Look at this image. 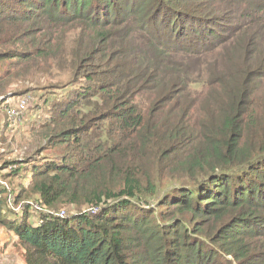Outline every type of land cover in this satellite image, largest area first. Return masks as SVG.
Returning a JSON list of instances; mask_svg holds the SVG:
<instances>
[{"label":"trees","instance_id":"obj_1","mask_svg":"<svg viewBox=\"0 0 264 264\" xmlns=\"http://www.w3.org/2000/svg\"><path fill=\"white\" fill-rule=\"evenodd\" d=\"M263 13L264 0H0V97L43 74L77 88L31 128L29 181L0 184L25 264H264V92L246 68L259 33L217 97L187 96L191 65ZM8 195L42 210L16 213Z\"/></svg>","mask_w":264,"mask_h":264},{"label":"rangeland","instance_id":"obj_2","mask_svg":"<svg viewBox=\"0 0 264 264\" xmlns=\"http://www.w3.org/2000/svg\"><path fill=\"white\" fill-rule=\"evenodd\" d=\"M249 21L250 22L248 23H245L246 21H242L238 24V26L243 25L240 31L245 34L239 35V37L234 36L237 38L227 42V44L232 46L228 48L222 47L219 49L221 51H215L211 55L199 57L197 63L191 65L188 75H196L200 83L198 84V87L191 86L187 96L192 95L194 92L202 93V91H205V93H210L213 97H217L215 93L218 92L219 89L212 86L214 85L213 81H215L218 77H221L224 80L227 79L231 82L232 79L237 77L236 73L242 68L241 66H243L242 61L244 60V53L242 46L243 43L246 42L244 41V37L247 35V40L250 35H258V33L259 36L255 39L258 40L260 37V43L253 52L254 54L251 59L247 62L246 68L251 67V73H253V75L256 72L259 74L257 80L254 82V88L259 94L264 92V13L249 18ZM238 45L241 46V49L236 51V47ZM241 53L242 55L239 56ZM184 62L187 64L189 61L185 59ZM256 66H263V69L258 72L257 70L259 69L256 68ZM192 71L194 74H192ZM55 80L56 78H50L48 74L39 75L33 80L28 79V82L25 83L27 85L25 86L28 89L27 91L19 93L20 88L24 89L25 87L18 86L17 83H15L7 88L8 91L12 92H8L7 96H4V98H2L3 95L0 97V164H2L3 168V173L0 172V177L1 174L4 173H8L7 175L11 176L10 180L7 179L9 187L17 188V185H20V180L29 181L30 179V173L25 170L24 164H20V161H22L21 158L29 152L27 150L28 148L30 149L33 139L36 138L32 134L31 128L37 126L40 122L47 119L51 115V106L53 101L70 97L73 93L72 91L74 89L77 90L75 85L71 84H66L65 86L59 88L50 87L49 83H52ZM23 95H27L29 100L31 95L33 99L31 101L28 100L29 102L22 119L19 121L8 120L5 114L6 107L9 104H15L17 98ZM194 109V115L199 124L204 121H207L208 123V119L210 117H214L212 114L207 116L205 113L209 110V104H204L201 108L194 106ZM61 151L62 149L60 148H56L53 151L45 150L42 156L52 158V156H55L56 154L59 155ZM13 162H16V164ZM41 162L42 160L38 161V165H40ZM30 166L31 164H28L29 168ZM2 195L4 197V193ZM30 199L33 200L34 197L25 198V200ZM68 207H70L72 211L78 209L73 205H62L60 209L66 212ZM79 209L87 210V206L83 205ZM11 215L13 216L14 214L11 213ZM32 220L33 217L31 218V221ZM10 253H12L11 256L13 264H15V262L25 264L23 260L22 248L15 245V248H12L9 254ZM5 261L11 260L8 259ZM1 263L4 264V262Z\"/></svg>","mask_w":264,"mask_h":264},{"label":"built area","instance_id":"obj_3","mask_svg":"<svg viewBox=\"0 0 264 264\" xmlns=\"http://www.w3.org/2000/svg\"><path fill=\"white\" fill-rule=\"evenodd\" d=\"M32 99H33V97L31 95H30V100L28 99L27 95H23V96H20L19 98H17V101L15 102V104H9L6 107V111H5L7 119L8 120H12V121L21 120L23 115H24V113H25V111H26L28 102L31 101ZM0 184L5 185L8 188V184L5 181H1L0 180ZM13 201H14L13 196L12 195H8V197H7V202L8 203L7 204L16 213H20L21 210L23 209V206L25 204H28L31 207V209L42 210V206L41 205H39V204H37L35 202H32V201H29V200L22 201V202H20L17 205H14ZM92 212L94 213L95 209H93ZM59 215L60 216H64V211L61 210L59 212Z\"/></svg>","mask_w":264,"mask_h":264},{"label":"crops","instance_id":"obj_4","mask_svg":"<svg viewBox=\"0 0 264 264\" xmlns=\"http://www.w3.org/2000/svg\"><path fill=\"white\" fill-rule=\"evenodd\" d=\"M2 169L3 168L0 164V172H2ZM8 178L10 179V177ZM1 188L2 187H0V189ZM15 245H16V236L14 232L9 230L7 227L3 226L0 223V264H2L1 262H4V264H13L12 256H11L12 253L9 254V252L11 251L12 248H15ZM8 259L11 261H5ZM15 264H20V263L15 262Z\"/></svg>","mask_w":264,"mask_h":264}]
</instances>
